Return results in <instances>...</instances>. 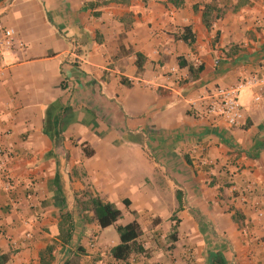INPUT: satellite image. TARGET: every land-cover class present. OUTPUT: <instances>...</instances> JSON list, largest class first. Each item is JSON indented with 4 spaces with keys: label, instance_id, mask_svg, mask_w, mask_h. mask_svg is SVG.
<instances>
[{
    "label": "crops",
    "instance_id": "obj_1",
    "mask_svg": "<svg viewBox=\"0 0 264 264\" xmlns=\"http://www.w3.org/2000/svg\"><path fill=\"white\" fill-rule=\"evenodd\" d=\"M203 1L176 8L168 0H0V22L19 42L0 55V146L19 155L0 158V254L9 255L7 264H40L41 251L59 235L62 210L73 215L71 250L85 249L80 264H191L189 249L194 264H209L217 250L229 264H264V218L257 213L264 208V0H247L210 28L203 7L194 9ZM185 27L192 43L182 40ZM180 60L195 69L200 60L204 70L192 75ZM215 88L238 89L237 126L195 117L190 103ZM114 145L138 148L153 171L150 178L131 175L118 194L98 190L97 181L109 164L102 152ZM80 166L85 176L76 177ZM87 179L117 205L130 198L139 217L119 224L137 220L143 230L144 212L158 214L142 200L148 183L172 188L167 209L180 218L178 241L116 260L115 227L87 224L76 206ZM174 223L156 224L141 237L164 227L168 242ZM70 245L60 246L65 262Z\"/></svg>",
    "mask_w": 264,
    "mask_h": 264
},
{
    "label": "trees",
    "instance_id": "obj_2",
    "mask_svg": "<svg viewBox=\"0 0 264 264\" xmlns=\"http://www.w3.org/2000/svg\"><path fill=\"white\" fill-rule=\"evenodd\" d=\"M174 7L179 8L184 4V0H168ZM247 0H205L201 5H196L194 7L195 11L199 10V7L202 6V20L204 25L207 28H210L212 23L223 18L228 11H237L241 6L245 5ZM85 8H92L93 5L85 4ZM98 15V13H95ZM182 40L187 43H192L194 41V35L190 27H185ZM141 58V55H138ZM139 58V59H140ZM181 67L189 68V71L192 75L200 73L204 70V65L195 69L193 65H189L183 60L179 61ZM137 67L139 71L142 70L143 64L140 60L137 61ZM123 85L131 87V83L125 79H121ZM58 126V124L56 125ZM47 133V132H45ZM48 134V133H47ZM53 138L58 140L60 139V131L56 130V133L53 135ZM58 142V141H57ZM83 151L86 156L91 157L94 154V151L91 149H86L83 147ZM176 199L179 204V208L182 207L183 202V193L181 191H176ZM63 204L65 206L66 200L63 199ZM124 206L128 208L131 204L129 199H126L123 202ZM76 206L78 211L83 218L87 221L88 213H92V220L95 221L99 228L104 230L111 226H114L119 238L120 244L112 249V255L116 260L127 261L133 254H145L147 250L145 247L139 243V239L143 234V229L140 223L137 220H134L127 224H119L120 220L123 218V210L114 202L108 201L103 198L99 193L91 192L89 190H83L80 193L76 194ZM196 213L204 218L199 210H196ZM234 220L238 221V213H235L233 216ZM180 221H176L171 229L169 235V240L171 243L178 241V227ZM59 235L56 238V243L48 245L40 253V264H52L54 261L53 253L56 250V245L58 244L62 248H66L72 243L73 235L75 231V224L73 220V215L69 211H61V220L58 225ZM216 236V232L213 231ZM85 254V249L83 247H78L75 250H67V260L65 264H80L81 255ZM9 261L8 254H0V264H7ZM209 264H229L228 259L225 253L222 250L212 251L209 253L208 258Z\"/></svg>",
    "mask_w": 264,
    "mask_h": 264
},
{
    "label": "rangeland",
    "instance_id": "obj_3",
    "mask_svg": "<svg viewBox=\"0 0 264 264\" xmlns=\"http://www.w3.org/2000/svg\"><path fill=\"white\" fill-rule=\"evenodd\" d=\"M90 148H91L90 146L86 147V149H90ZM108 149H111L113 152L109 154L108 152H106V150ZM125 149L120 145H114V146L106 147V150H103L102 157H104V159H107L109 161V164L106 170L105 171L103 170L104 173L102 174L101 179L100 180L97 179V181L100 184L98 190H102V192H104L103 190H105L109 192H115L114 194H118L120 192H124V191H120L122 189L121 183H124L125 181L131 179L132 178L131 175L132 176L139 175L140 177L143 176L150 178L151 174H153L151 163L147 160L146 157L143 156V154L137 152L136 149L138 148L129 146ZM217 164L218 163H216V165ZM218 168L223 170L225 167H218ZM159 169H160L159 166H155V170H159ZM74 171L76 177L77 176L80 177L81 175L85 176L84 168L81 166L75 169ZM226 176L230 181L232 180L231 177L233 175L231 174L230 171L226 173ZM157 181L160 182L161 179H157ZM150 184L148 183L147 185L148 187L147 195L141 194L143 195L142 200L145 203L144 205L146 204L151 205L152 203V205L154 206V211L157 212L158 214L154 216L155 215L153 214L154 212L150 213L151 210H147L144 212L142 218H143V225L145 230V231L143 230V234L145 235H148L147 233L153 230V227H155L156 224L163 223L167 225L169 219H171L175 223L176 221H180V218L179 216H177L175 211H171L167 209V206L171 205L170 199L172 198V193H173L172 188L169 189V187H166L165 184H163L162 188L159 189V188H155L154 184L151 187ZM83 185L85 187L84 190H89L91 192L96 193V189L93 187V185L88 179L86 180V182L83 183ZM127 190H130L131 193H136L138 190L137 182L135 184L132 183L130 189ZM126 199H130V198H122L121 202H119L118 204L119 207L123 210V219L121 220L120 223H123L129 218H132L133 215L135 216V218L139 217V215L136 212H133L130 210L129 207L126 208L124 206L123 202ZM87 222H88L87 224L89 225L93 224V220L90 214H88ZM149 225H151L152 228H150ZM88 229L89 230L87 235H89V239L91 240L93 235H95L94 228L91 227ZM163 229L164 227H161L157 232L151 234L150 236L141 237L139 239V243L141 244L146 243L148 242V240H150L149 241L150 246L147 250L148 255H150L154 251L155 247H158L163 250H167L168 248L171 247L170 240L166 242V240L162 239V234L164 233ZM46 231H49V228H46ZM49 241H50L49 245L52 243H56V241L53 238L49 239ZM55 245H56V250L53 253L54 261L52 262V264H58L59 262L64 263L65 261L63 260V256H62L64 251L63 250L61 251V247L58 244ZM74 248L75 247L73 245H70V248L68 249H74Z\"/></svg>",
    "mask_w": 264,
    "mask_h": 264
},
{
    "label": "built area",
    "instance_id": "obj_4",
    "mask_svg": "<svg viewBox=\"0 0 264 264\" xmlns=\"http://www.w3.org/2000/svg\"><path fill=\"white\" fill-rule=\"evenodd\" d=\"M18 43L15 29L0 22V55L12 51ZM19 45L22 48L24 47L22 43ZM197 66H202V61L197 60ZM238 93V89L234 88H215L213 91H206L199 100L191 102L190 105L196 118L222 119L227 125L233 127L239 124L243 116ZM18 157V153L12 149L0 146V158L14 160ZM257 213L264 218V208H258ZM188 252L189 260L191 264H194L191 249Z\"/></svg>",
    "mask_w": 264,
    "mask_h": 264
}]
</instances>
